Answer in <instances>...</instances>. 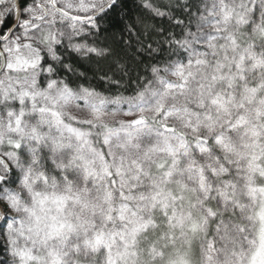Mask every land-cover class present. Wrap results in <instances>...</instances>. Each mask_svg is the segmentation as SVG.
I'll return each mask as SVG.
<instances>
[{
    "label": "snow or ice",
    "instance_id": "snow-or-ice-1",
    "mask_svg": "<svg viewBox=\"0 0 264 264\" xmlns=\"http://www.w3.org/2000/svg\"><path fill=\"white\" fill-rule=\"evenodd\" d=\"M0 264H264V0H0Z\"/></svg>",
    "mask_w": 264,
    "mask_h": 264
}]
</instances>
